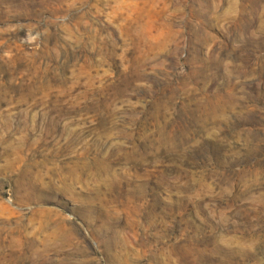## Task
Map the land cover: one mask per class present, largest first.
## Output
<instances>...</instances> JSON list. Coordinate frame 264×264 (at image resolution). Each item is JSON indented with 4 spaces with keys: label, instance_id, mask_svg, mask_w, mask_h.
Returning <instances> with one entry per match:
<instances>
[{
    "label": "rangeland",
    "instance_id": "374dc122",
    "mask_svg": "<svg viewBox=\"0 0 264 264\" xmlns=\"http://www.w3.org/2000/svg\"><path fill=\"white\" fill-rule=\"evenodd\" d=\"M0 264H264V0H0Z\"/></svg>",
    "mask_w": 264,
    "mask_h": 264
}]
</instances>
